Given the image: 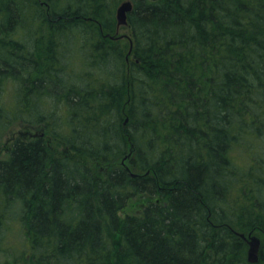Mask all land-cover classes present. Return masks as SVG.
I'll use <instances>...</instances> for the list:
<instances>
[{
    "label": "trees",
    "instance_id": "obj_1",
    "mask_svg": "<svg viewBox=\"0 0 264 264\" xmlns=\"http://www.w3.org/2000/svg\"><path fill=\"white\" fill-rule=\"evenodd\" d=\"M125 1L0 0V138L43 127L73 152L19 138L0 159V252L250 264L238 234L264 233V0H134L123 44Z\"/></svg>",
    "mask_w": 264,
    "mask_h": 264
},
{
    "label": "rangeland",
    "instance_id": "obj_2",
    "mask_svg": "<svg viewBox=\"0 0 264 264\" xmlns=\"http://www.w3.org/2000/svg\"><path fill=\"white\" fill-rule=\"evenodd\" d=\"M134 3V0H129ZM117 18V15H116ZM116 36L120 37V40L123 44H127L128 40L130 38L131 31L128 27L122 26L118 27L115 32ZM45 136V140L49 146V150L54 158H61L66 155L72 154L73 152L71 148L62 140H59L57 138H53L46 134V131L43 127H33L28 125H16L13 127L6 135L0 138V159L7 158V154L12 146V143L17 139H23V140H33L35 138H43ZM86 162L93 166L96 169L98 168V164H96L93 160L88 159ZM148 198L145 197H137L134 199L129 206L124 209L120 216L122 219L126 218L128 215H141L143 212L146 204L148 203ZM254 231V232H253ZM253 231H247L246 235L249 236V234L252 236H257L261 238L262 245L261 248H264V233L260 230H253ZM10 237V235L8 236ZM110 241L116 242L115 237H110ZM248 250H249V244L246 243L245 251H246V260L248 262ZM29 263V259L26 260ZM26 261H22L16 256H14L13 252L7 251V252H0V264H27Z\"/></svg>",
    "mask_w": 264,
    "mask_h": 264
},
{
    "label": "water",
    "instance_id": "obj_3",
    "mask_svg": "<svg viewBox=\"0 0 264 264\" xmlns=\"http://www.w3.org/2000/svg\"><path fill=\"white\" fill-rule=\"evenodd\" d=\"M133 8H134V4L131 1H125L123 4L120 5V7L117 10L118 27L128 25V14L132 12ZM131 53H132V47L129 52V55ZM239 236L249 244L248 262L251 264H257L260 261L259 252L261 247V239L257 236H252V234L251 235L249 234L248 237L245 234H239Z\"/></svg>",
    "mask_w": 264,
    "mask_h": 264
}]
</instances>
